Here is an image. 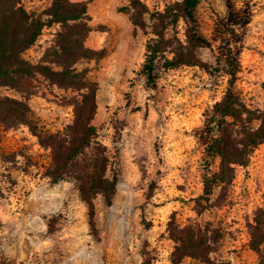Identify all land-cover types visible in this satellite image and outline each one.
Segmentation results:
<instances>
[{
    "label": "rangeland",
    "instance_id": "1",
    "mask_svg": "<svg viewBox=\"0 0 264 264\" xmlns=\"http://www.w3.org/2000/svg\"><path fill=\"white\" fill-rule=\"evenodd\" d=\"M52 0H21L40 12ZM87 3L92 58L75 64L96 85L92 123L110 159L107 175L116 189L107 206L93 199L95 229L73 178L52 183L45 175L50 151L25 124L0 123V264H172L174 241L167 225L199 224L221 233L214 261L264 264V142L246 166H234L230 184H218L208 205L203 193L205 115L233 83L245 107L264 104V0H200L195 21L180 18L166 55L186 44L190 27L208 45L195 51L202 65L155 66L156 85L147 87L140 68L149 26L133 27L127 0H71ZM182 0H142L149 12ZM57 25L44 28L24 53L40 60L55 39ZM177 42V43H176ZM234 69V77L230 74ZM29 93L0 86V94L23 99L37 131L61 130L73 118L81 90L37 74ZM216 159L213 169L218 167ZM253 234V235H252ZM185 264H204L185 259Z\"/></svg>",
    "mask_w": 264,
    "mask_h": 264
},
{
    "label": "trees",
    "instance_id": "2",
    "mask_svg": "<svg viewBox=\"0 0 264 264\" xmlns=\"http://www.w3.org/2000/svg\"><path fill=\"white\" fill-rule=\"evenodd\" d=\"M200 0H182L165 6L162 11L149 12L142 0H127L126 9L133 27L149 26L152 36L145 45L140 72L147 87L156 85L155 66L164 69L181 65H202L196 49L208 45L205 38L190 27L185 45L177 43L171 56L166 55L171 37L180 18L195 21V10ZM87 3L83 1L52 0L40 12L28 11L21 0H0V86L12 88L22 94L29 93V85L37 74L60 86L81 90L73 101V118L61 130L37 131L31 110L25 98L16 99L0 94V123L13 127L25 124L38 138L41 147L49 149L50 161L45 175L52 183L73 178L78 194L86 203L89 225L95 229L93 199L100 194L107 206L111 204L116 189V175L108 176L110 159L107 147L99 140V130L92 123L96 113V85L89 82L83 70L75 64L81 59H91L93 50L85 45L90 31ZM57 25L55 39L46 47L42 57L30 61L24 53L37 41L42 30ZM230 74L234 77V69ZM203 133L208 136L204 150L201 199L208 205L218 185L230 184L234 178V166H246L250 152L264 142V104L255 113L243 104L233 83L222 98L215 102L205 115ZM218 167L213 169L215 160ZM169 237L174 241L172 264H185V259L204 264H228L214 261L211 254L221 239L219 230H209L199 224L178 227L167 225ZM253 235V234H252ZM250 243L259 252L264 234L254 233ZM142 264H151L146 258Z\"/></svg>",
    "mask_w": 264,
    "mask_h": 264
}]
</instances>
